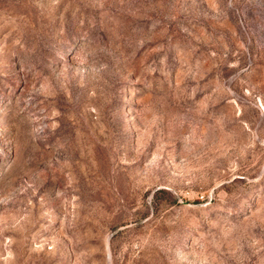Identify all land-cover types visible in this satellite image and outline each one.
Listing matches in <instances>:
<instances>
[{
    "label": "rangeland",
    "instance_id": "1",
    "mask_svg": "<svg viewBox=\"0 0 264 264\" xmlns=\"http://www.w3.org/2000/svg\"><path fill=\"white\" fill-rule=\"evenodd\" d=\"M0 264H264V0H0Z\"/></svg>",
    "mask_w": 264,
    "mask_h": 264
}]
</instances>
